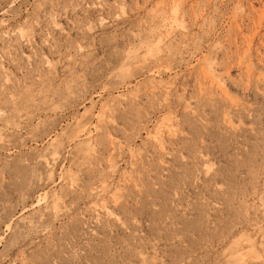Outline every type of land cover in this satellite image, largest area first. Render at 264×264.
<instances>
[{"label": "rangeland", "instance_id": "374dc122", "mask_svg": "<svg viewBox=\"0 0 264 264\" xmlns=\"http://www.w3.org/2000/svg\"><path fill=\"white\" fill-rule=\"evenodd\" d=\"M0 264H264V0H0Z\"/></svg>", "mask_w": 264, "mask_h": 264}]
</instances>
